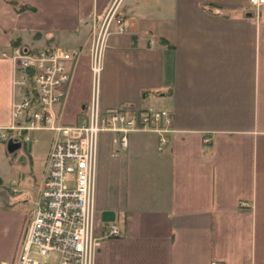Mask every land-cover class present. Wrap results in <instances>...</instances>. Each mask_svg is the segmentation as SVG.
I'll list each match as a JSON object with an SVG mask.
<instances>
[{
    "label": "crops",
    "instance_id": "0c3cea01",
    "mask_svg": "<svg viewBox=\"0 0 264 264\" xmlns=\"http://www.w3.org/2000/svg\"><path fill=\"white\" fill-rule=\"evenodd\" d=\"M114 1L0 0V261L19 257L56 137L13 127L33 116H14L25 94L14 48L80 52L58 106L60 121L77 123L93 95V32ZM119 14L126 29L108 37L102 108H168L174 124L163 148L155 130L100 133L95 264H264V6L121 0ZM16 166L28 171L19 189ZM112 223L121 235H106Z\"/></svg>",
    "mask_w": 264,
    "mask_h": 264
},
{
    "label": "built area",
    "instance_id": "2783aa9c",
    "mask_svg": "<svg viewBox=\"0 0 264 264\" xmlns=\"http://www.w3.org/2000/svg\"><path fill=\"white\" fill-rule=\"evenodd\" d=\"M250 1L257 7L264 6V0ZM120 4L121 0H115L100 26L94 29L90 53L93 95L84 108L85 115L77 123L60 121L58 106L68 96L72 80L70 64L80 52L64 47L36 52L20 46L14 48L12 59L16 72L20 73L16 85L25 90L24 96L14 103V116L19 119L30 108L33 116L29 126L16 123L13 127L46 128L53 130L56 137L19 257L15 262L0 261V264H95L102 241L96 234L95 206L100 133L150 129L160 134V148L169 143L168 133L174 124L170 109H141L135 105L102 108L100 77L108 37L126 29L125 18L119 14ZM35 96L37 103L33 105ZM120 144L127 147L126 135L121 137ZM107 231V236L121 235L116 223Z\"/></svg>",
    "mask_w": 264,
    "mask_h": 264
},
{
    "label": "rangeland",
    "instance_id": "374dc122",
    "mask_svg": "<svg viewBox=\"0 0 264 264\" xmlns=\"http://www.w3.org/2000/svg\"><path fill=\"white\" fill-rule=\"evenodd\" d=\"M91 48H92V45H91ZM33 107H34V106H33ZM30 109H31V108H30ZM32 109H33V108H32ZM27 117H28V116H27ZM27 117H26V118H27ZM27 119H28V118H27ZM30 119H31V118H30ZM17 124H19V123H17ZM20 124H21V123H20ZM22 124H24V126L26 125V123H22ZM22 124H21V125H22ZM27 125L29 126L30 123L27 124ZM27 125H26V126H27ZM133 131H134V130H133ZM25 150H26L25 148H22V149H21V151H23L24 154H26V153L24 152ZM28 153H29V152H28ZM20 157H21V156H20ZM26 157H27V156H26ZM18 158H19V157H18ZM24 158H25V157H24ZM20 160H21V162H22V161H23V157H21ZM24 161H26V160H24ZM22 164H23V163H21V165H22ZM21 168H22L21 166H19V167L16 166V168L14 169L15 180H14V182H13V185L11 184L13 189H14V188H15V189L22 188L21 185H23V183H24L23 180H20V179H19V176H20V174H22V177H23V173H24V172L26 173V172H28V171H27V169H24V168H23L24 170H21ZM36 172H37V170H36ZM40 174H41L40 172H39V173H36L35 175H33V178H36V179L38 180ZM10 182H11V181H10ZM11 183H12V182H11ZM32 189H33V188H32Z\"/></svg>",
    "mask_w": 264,
    "mask_h": 264
},
{
    "label": "water",
    "instance_id": "95a60500",
    "mask_svg": "<svg viewBox=\"0 0 264 264\" xmlns=\"http://www.w3.org/2000/svg\"><path fill=\"white\" fill-rule=\"evenodd\" d=\"M19 144L20 142L18 141V138L12 139L10 141L11 146H16ZM101 216L104 222H114L116 220V212L114 210H104Z\"/></svg>",
    "mask_w": 264,
    "mask_h": 264
},
{
    "label": "trees",
    "instance_id": "16d2710c",
    "mask_svg": "<svg viewBox=\"0 0 264 264\" xmlns=\"http://www.w3.org/2000/svg\"><path fill=\"white\" fill-rule=\"evenodd\" d=\"M13 1L16 5L18 4L17 0H13ZM25 8H28V5H21V9H25ZM36 103H37V97L35 96L33 99V105H35Z\"/></svg>",
    "mask_w": 264,
    "mask_h": 264
}]
</instances>
